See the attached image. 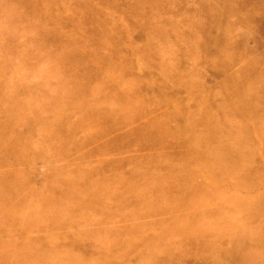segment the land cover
<instances>
[{"label": "rangeland", "instance_id": "374dc122", "mask_svg": "<svg viewBox=\"0 0 264 264\" xmlns=\"http://www.w3.org/2000/svg\"><path fill=\"white\" fill-rule=\"evenodd\" d=\"M0 264H264V0H0Z\"/></svg>", "mask_w": 264, "mask_h": 264}, {"label": "bare ground", "instance_id": "6f19581e", "mask_svg": "<svg viewBox=\"0 0 264 264\" xmlns=\"http://www.w3.org/2000/svg\"><path fill=\"white\" fill-rule=\"evenodd\" d=\"M227 88V87H226Z\"/></svg>", "mask_w": 264, "mask_h": 264}]
</instances>
